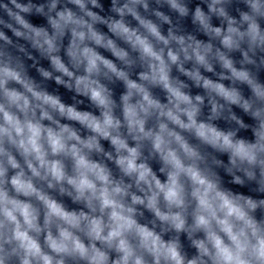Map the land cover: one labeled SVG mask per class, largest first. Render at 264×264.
I'll return each mask as SVG.
<instances>
[{
  "label": "clouds",
  "instance_id": "clouds-1",
  "mask_svg": "<svg viewBox=\"0 0 264 264\" xmlns=\"http://www.w3.org/2000/svg\"><path fill=\"white\" fill-rule=\"evenodd\" d=\"M0 264H264V0H0Z\"/></svg>",
  "mask_w": 264,
  "mask_h": 264
}]
</instances>
